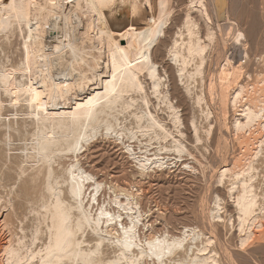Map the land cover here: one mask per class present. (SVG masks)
I'll use <instances>...</instances> for the list:
<instances>
[{"label": "rangeland", "instance_id": "obj_1", "mask_svg": "<svg viewBox=\"0 0 264 264\" xmlns=\"http://www.w3.org/2000/svg\"><path fill=\"white\" fill-rule=\"evenodd\" d=\"M134 1L140 17L150 12L144 0H118L117 16L104 10L105 22L122 47L128 46V37H120L125 25L118 27L115 20H132ZM0 2L6 6L9 0ZM217 2L208 0L212 11L219 7ZM190 4L191 0H172L173 13L151 53L156 86L145 72L138 76L140 87L127 89L117 98L103 89L95 100L86 95L74 114L56 117L51 139L43 135L42 144L53 150L48 158L33 150L35 133L45 131L50 121L46 114L31 113L22 93L26 74L21 64V29L10 18L9 27L0 31V75L11 72L18 92L14 100L13 92L0 84V264H7L3 250L11 244L22 258L18 264H264V240L241 246L255 223L264 221V143L244 160L232 125L240 113L228 106L226 120L220 97V90L228 91L237 76L219 74L226 59L233 66L242 64V84L250 80L249 75L264 72V0H226L227 12L247 35L245 49H224L217 38L211 45L204 20L192 8L189 13L197 31L193 38L205 47L203 57L196 54L192 58L186 52L190 37L185 19ZM98 16L83 13L84 23L94 35L105 27ZM213 20L217 22L215 16ZM138 32L137 27L134 33ZM102 76L100 71L98 77ZM89 85L93 88L94 83ZM86 113L88 131L80 148L65 149L70 139L59 133L68 124L79 128ZM145 159L148 166L143 168ZM240 163L249 166L237 174ZM79 168L88 175L83 207L93 216L104 207L111 215L102 221L112 219L110 225L116 227L112 234L106 232L104 221L99 231L93 225L76 227L79 210L69 193L67 177L68 169ZM97 184L101 189L92 201ZM244 189L254 203L253 213L243 223L245 216L239 206ZM56 199L68 210L71 241L79 249L76 258L71 252L57 257L54 250L47 249L54 232ZM127 202L130 209H125ZM132 217L137 218L135 238L122 252V226ZM161 235L172 245L170 253L160 260L139 255L148 241ZM179 239V246H174Z\"/></svg>", "mask_w": 264, "mask_h": 264}, {"label": "bare ground", "instance_id": "obj_2", "mask_svg": "<svg viewBox=\"0 0 264 264\" xmlns=\"http://www.w3.org/2000/svg\"><path fill=\"white\" fill-rule=\"evenodd\" d=\"M145 1L149 4L150 12H147L148 14L145 13L143 17L139 16L140 9L137 2L134 1L131 8L132 20L125 23L117 17L122 21L119 23L120 21L118 22V19L115 20L114 18L118 27L125 25V31L120 34V37H128V46L126 47L120 45V40L114 35L112 29L107 26L106 18L104 17L105 9L111 10V16L112 14L117 16L118 0H9L6 6H1L3 2H0V31H5L9 27L10 20H12L10 18L15 19L12 21H16L15 25L17 24L19 31L21 29V64L22 71L26 74V82L23 85L22 93L27 97L28 108L34 115L46 114L50 121L45 131L35 133L36 144L33 150L38 156L42 155L47 158L51 156L53 150L42 144L43 135L51 139L52 135L55 134L53 128L56 126V117L64 114H74L78 104L86 99V95L95 100L98 91L103 89L108 92L107 95L114 93L117 98L127 89L134 88L136 85L140 87L137 79L139 75L145 72L152 77L154 86H156V80L154 79L155 64L151 53L173 13L172 0ZM217 1V6L219 7L213 8L215 11H212L208 0H191L185 19L188 36L190 37L188 43L186 42L188 56L201 55L205 50V47L201 44L202 42L193 38L197 31H194L196 23L189 13L192 8H197L201 18L204 20L207 27L206 35L211 45L216 38L224 49L230 46L239 48L245 45L244 42L245 40L247 41V35L240 28L238 21L232 19L227 12L226 0ZM83 13L99 14L98 20L102 21V24L104 22L105 25V27L102 26L104 28H101V32L94 35L90 31L89 24L87 22L84 23ZM214 16L217 19L216 23H214L216 20H213ZM87 18L89 17L87 16ZM186 26L184 27L186 28ZM137 27L139 32L134 33ZM245 48L243 47V49ZM201 56L203 57V55ZM186 59L183 62L184 65L187 64ZM226 63V65L221 67L219 74L229 75L232 78L234 76L237 77L228 91H226L227 88L223 89L221 87L220 97L223 105V116L226 120L229 118V116L227 117L229 115L227 112L228 106L233 108L236 112H234L235 114L237 112L240 113L239 116L235 115L232 125L234 136L237 139L236 141H239L240 148L244 151V160H246L249 157H253L252 152L258 149V144L264 143V72L262 70V73L256 74L255 77L249 75L250 80L242 84L239 81L240 77L245 74L242 64L239 63L233 66L230 59H226ZM202 65L204 64L201 60L199 67ZM100 71L103 76L99 78L98 73ZM227 78L229 77L227 76ZM90 83H94L93 88H90ZM121 83L122 87H120ZM0 84L7 91L13 92L14 100H16L18 92L14 88V78L11 72L9 74L5 71L4 74L0 75ZM118 87H120L119 90ZM84 91H87V93H84ZM86 114L87 117L79 128H74L68 124L67 128L59 133L70 139L65 145V149L76 151L80 148L88 131L86 125L89 113ZM238 160L241 161L242 159ZM147 161V159L142 161L141 166L143 168L148 166ZM236 162L234 165H236ZM248 166L249 164L246 163L238 165L235 172L241 174L245 172V167ZM222 174L225 173L222 172ZM87 179L88 175L80 168L76 170L68 169L69 193L74 198L76 207L79 210L76 227L80 228L82 224L93 225L98 230L100 225H102L100 223L104 221L106 232L112 234L113 231H116V227L114 228V225H110L112 219L102 221L104 216L111 215L107 213L108 211L106 212L104 207L100 206L94 216L89 208L83 207V199H85V196L83 198V188L85 189L87 186L84 184ZM99 188L101 189L99 184L94 187L92 201L97 199ZM249 193L247 189H244L243 194L240 196L239 207H241L242 214L245 216L241 221L243 223L248 221L246 217H250L253 213L254 202ZM55 203L57 207L52 214L54 232L51 238L52 243L48 244L47 249L54 250L57 257L65 252H71L76 258L79 254V249L77 244L71 241L73 231L68 224V210L60 203V200L56 199ZM130 204L129 202L124 203L125 209H130ZM121 206L123 205L121 204ZM134 220L135 217H132L128 225L122 226L123 235H121V240H125L122 243V252L128 250L129 245L133 243L135 238L133 232H135V221L137 218ZM255 224H257L255 228L242 240V247L250 240L261 241V243L264 240V221L260 220ZM166 241L162 235L151 239L148 241V245L146 244L147 247L139 252V255L145 254L149 258L155 257L160 260L162 256L170 253L171 250L172 245L166 244ZM178 243H181L180 239L173 244L175 246ZM3 257L7 264H18L22 260L13 244L3 250Z\"/></svg>", "mask_w": 264, "mask_h": 264}, {"label": "snow or ice", "instance_id": "obj_3", "mask_svg": "<svg viewBox=\"0 0 264 264\" xmlns=\"http://www.w3.org/2000/svg\"><path fill=\"white\" fill-rule=\"evenodd\" d=\"M149 247H151V246H149Z\"/></svg>", "mask_w": 264, "mask_h": 264}]
</instances>
